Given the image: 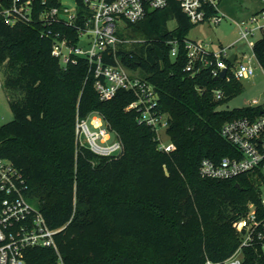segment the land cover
I'll use <instances>...</instances> for the list:
<instances>
[{
  "label": "trees",
  "instance_id": "1",
  "mask_svg": "<svg viewBox=\"0 0 264 264\" xmlns=\"http://www.w3.org/2000/svg\"><path fill=\"white\" fill-rule=\"evenodd\" d=\"M0 1V9L10 2ZM42 1L34 0L32 21L10 24L0 11L2 87L13 113L0 123V156L23 173L28 196L48 225L59 228L57 250L29 247L28 264H56L58 252L64 264L223 262L241 242L234 222L249 202H260V188L249 174L205 177L199 166L203 157L219 160L235 153L221 133L226 121L263 108H218L244 90L243 82L230 70L224 77L209 68L186 70V39L197 23L178 0H167L126 24L121 34L138 39L118 50L129 70L155 85L159 109L168 113L167 132L175 147L160 149L155 130L138 120L140 111L127 108L137 98L132 89L101 99L86 56L63 64L53 55L55 33L71 29L55 22L49 32L38 14L60 0ZM252 47L264 68V31ZM92 112L100 113L121 139V154L100 155L78 142L77 115ZM242 260L264 264V243L244 246Z\"/></svg>",
  "mask_w": 264,
  "mask_h": 264
},
{
  "label": "built area",
  "instance_id": "2",
  "mask_svg": "<svg viewBox=\"0 0 264 264\" xmlns=\"http://www.w3.org/2000/svg\"><path fill=\"white\" fill-rule=\"evenodd\" d=\"M178 1L193 23L210 21L217 24L225 16L220 10L221 0ZM45 2L42 1L43 4ZM166 3L167 0H60L57 5L44 6L38 15L49 26V32L50 25L55 22L71 29V33H55L53 55L63 64L76 59V56H86L96 76L95 87L101 99L112 98L121 88L132 89L137 98L127 108H137L140 111L138 120L155 130L158 147L170 151L175 145L167 132L169 116L159 109L155 85L129 70L118 56L119 48L131 41L121 34L125 32L126 24L143 19L149 10L162 8ZM0 4L3 5L1 1ZM36 9L34 0H10L0 11L7 22L16 24L32 21ZM236 24L238 39H245L253 46L252 37L264 31V9ZM172 43L171 53L176 55L178 42L173 40ZM186 48L188 63L185 68L192 73L209 68L217 76L221 75L222 68L227 67L226 76L230 70L235 78L242 80L254 76L257 69L250 56L236 67H229L227 59L231 54H228L227 46L211 50L189 38L186 39ZM110 57L114 61H109ZM236 58L237 54L235 61ZM215 96L221 98L223 91L217 89ZM247 106H261L263 109L256 115L247 114L228 120L221 128L222 135L234 146L235 153L219 160L203 157L199 170L202 176L221 179L251 175L260 188V202H249L246 212L234 222L241 237L237 250L223 262L207 259L203 264H243L242 248L257 242L264 243V103L253 98ZM76 137L78 142L100 155H119L123 151L121 139L98 112L77 115ZM27 186L23 173L10 159L0 156V264H28L25 253L32 246H48L57 250L55 235L59 228L48 225L39 205L28 196ZM56 264H64L59 252Z\"/></svg>",
  "mask_w": 264,
  "mask_h": 264
},
{
  "label": "rangeland",
  "instance_id": "3",
  "mask_svg": "<svg viewBox=\"0 0 264 264\" xmlns=\"http://www.w3.org/2000/svg\"><path fill=\"white\" fill-rule=\"evenodd\" d=\"M262 7H264V0H221L220 10L225 15L221 22L217 24L210 21L199 22L189 31L188 36L190 39L203 43L208 49L219 50L222 46H227L228 54L236 53L237 58L231 64V68L236 67L247 56H250L257 66L254 76L242 79L244 90L219 106V109L242 107L247 105L253 98H257L264 103V68L259 65L252 45L245 39H238L239 28L236 24V22L250 17ZM170 23L174 25L173 20ZM260 36L261 33H256L251 39L252 42L254 43ZM131 39L136 38L131 37ZM230 44L233 45L230 46ZM2 80L3 72L0 69V123L9 121L13 117L6 93L2 87Z\"/></svg>",
  "mask_w": 264,
  "mask_h": 264
},
{
  "label": "water",
  "instance_id": "4",
  "mask_svg": "<svg viewBox=\"0 0 264 264\" xmlns=\"http://www.w3.org/2000/svg\"><path fill=\"white\" fill-rule=\"evenodd\" d=\"M235 56H236L235 53L231 54L229 56V58H228L229 61L233 63L235 61ZM226 73H227V67L222 68V70H221V76L222 77L226 76Z\"/></svg>",
  "mask_w": 264,
  "mask_h": 264
},
{
  "label": "crops",
  "instance_id": "5",
  "mask_svg": "<svg viewBox=\"0 0 264 264\" xmlns=\"http://www.w3.org/2000/svg\"><path fill=\"white\" fill-rule=\"evenodd\" d=\"M236 54V53H235Z\"/></svg>",
  "mask_w": 264,
  "mask_h": 264
}]
</instances>
